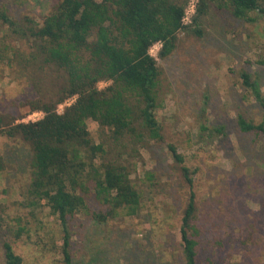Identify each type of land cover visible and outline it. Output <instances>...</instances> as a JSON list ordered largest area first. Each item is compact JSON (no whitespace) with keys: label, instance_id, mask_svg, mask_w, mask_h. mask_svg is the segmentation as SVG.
Masks as SVG:
<instances>
[{"label":"trees","instance_id":"obj_1","mask_svg":"<svg viewBox=\"0 0 264 264\" xmlns=\"http://www.w3.org/2000/svg\"><path fill=\"white\" fill-rule=\"evenodd\" d=\"M189 1L55 0L39 19L28 9H12V0H0V81L9 77L24 88V99L0 111V138L29 151L22 169L28 180L17 192L16 205L33 218H12L6 205L0 206V232L18 241L32 223L45 228L39 219L45 216L59 228L58 233L51 229L52 241L61 245L59 264H74L73 239L87 221L104 224L141 216L138 170L145 166L143 151L165 145L173 170L189 190L180 227L182 258L184 264H199L208 238L215 235L200 216L198 171L186 165L177 145L167 142L158 119L164 72L152 50L160 44L158 58L165 60L177 49L180 35L202 38L212 12H228L262 27L264 0H199L192 24L185 26ZM262 50L257 63L264 67ZM239 77L243 101L253 99L264 109L255 76L243 69ZM102 83L107 86L100 88ZM35 113L43 117L25 121ZM90 120L98 124L97 137ZM196 123L198 142L214 152L227 128L211 125L204 115ZM237 126L264 154V120L239 113ZM10 170L14 167L0 154V177ZM155 175L145 171L144 180L153 185ZM12 242L3 246L5 264H25Z\"/></svg>","mask_w":264,"mask_h":264},{"label":"rangeland","instance_id":"obj_2","mask_svg":"<svg viewBox=\"0 0 264 264\" xmlns=\"http://www.w3.org/2000/svg\"><path fill=\"white\" fill-rule=\"evenodd\" d=\"M12 1V9H28L39 18L55 0ZM261 25L249 26L228 12H212L202 38L180 35L177 49L165 60L158 58L160 45L152 50L164 72L158 119L166 128L167 142L177 145L186 165L198 171L195 192L200 216L215 235L208 238L199 264H264V154L237 126L239 113L264 120L258 102L243 101L239 77L246 69L255 76L264 96V67L257 63L264 47V22ZM106 86L100 84V88ZM16 99H24V88L6 77L0 81V111ZM73 101H67L59 112ZM201 115L211 125L227 128L226 139L214 152L205 151L196 138V120ZM42 117L35 113L25 121ZM88 125L97 137L98 124L90 120ZM150 150L143 151L145 166L138 170L144 206L141 216L104 224L87 221L73 239L74 264H184L180 227L189 190L173 170L167 147ZM0 154L14 167L0 177V206L6 205L12 218L21 216L33 222L16 205L20 199L17 192L28 180L22 169L29 151L0 138ZM145 171L156 173L153 185L144 180ZM39 219L46 227L40 229L38 223H32V230L18 241L0 232V264H5L3 246L8 240L13 241L25 264L60 263L61 245L52 241L51 232L58 233L59 228L45 216ZM10 223L16 225L15 220Z\"/></svg>","mask_w":264,"mask_h":264},{"label":"built area","instance_id":"obj_3","mask_svg":"<svg viewBox=\"0 0 264 264\" xmlns=\"http://www.w3.org/2000/svg\"><path fill=\"white\" fill-rule=\"evenodd\" d=\"M199 0H190L187 10H186V14L183 18V24L185 26L192 24L193 22V17L196 14V8H197V4H198ZM160 45V44H158ZM161 46V45H160Z\"/></svg>","mask_w":264,"mask_h":264}]
</instances>
